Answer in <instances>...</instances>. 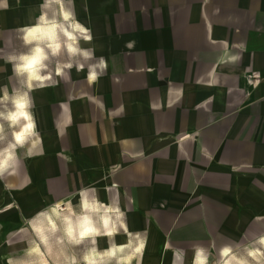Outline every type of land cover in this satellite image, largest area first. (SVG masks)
<instances>
[{
	"label": "crops",
	"instance_id": "1",
	"mask_svg": "<svg viewBox=\"0 0 264 264\" xmlns=\"http://www.w3.org/2000/svg\"><path fill=\"white\" fill-rule=\"evenodd\" d=\"M42 0L0 11L3 59ZM105 74L33 92L42 143L0 177V264L41 209L94 186L147 231L143 264L264 234V0H75ZM239 58L231 61L229 57ZM74 197V198H73ZM123 244V235L116 237ZM100 246L107 247L101 240Z\"/></svg>",
	"mask_w": 264,
	"mask_h": 264
},
{
	"label": "clouds",
	"instance_id": "2",
	"mask_svg": "<svg viewBox=\"0 0 264 264\" xmlns=\"http://www.w3.org/2000/svg\"><path fill=\"white\" fill-rule=\"evenodd\" d=\"M8 8V0H0V11ZM37 8L34 22L14 29L19 50L3 57L11 65L8 79L14 83L0 85V177L19 167L21 153L30 158L34 146L42 143L33 92L70 79L73 68L87 69L88 83L96 84L107 69L104 57L84 46L91 45L94 36L78 19L75 0H42ZM98 193L87 186L76 194V204L72 198L57 200L37 212L23 229L29 237L26 246L19 254H9L6 264H143L147 231H130L119 200L105 203ZM121 235L125 242L117 244ZM101 240L107 247L100 246ZM186 261L184 249H173L172 264ZM191 264H264V234L244 244L222 245L215 259L208 248L196 245Z\"/></svg>",
	"mask_w": 264,
	"mask_h": 264
}]
</instances>
